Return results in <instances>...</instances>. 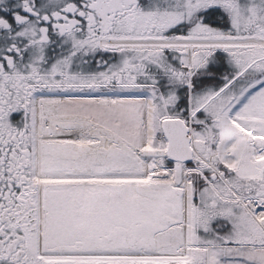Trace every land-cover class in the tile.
<instances>
[{
	"label": "snow or ice",
	"instance_id": "1",
	"mask_svg": "<svg viewBox=\"0 0 264 264\" xmlns=\"http://www.w3.org/2000/svg\"><path fill=\"white\" fill-rule=\"evenodd\" d=\"M0 264H264V0H0Z\"/></svg>",
	"mask_w": 264,
	"mask_h": 264
}]
</instances>
